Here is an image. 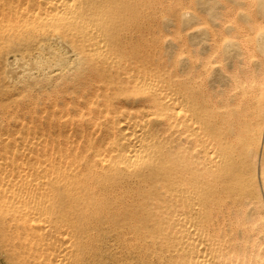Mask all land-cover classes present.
<instances>
[{
    "label": "bare ground",
    "instance_id": "obj_1",
    "mask_svg": "<svg viewBox=\"0 0 264 264\" xmlns=\"http://www.w3.org/2000/svg\"><path fill=\"white\" fill-rule=\"evenodd\" d=\"M173 3L0 0L5 264H264V0Z\"/></svg>",
    "mask_w": 264,
    "mask_h": 264
},
{
    "label": "rangeland",
    "instance_id": "obj_2",
    "mask_svg": "<svg viewBox=\"0 0 264 264\" xmlns=\"http://www.w3.org/2000/svg\"><path fill=\"white\" fill-rule=\"evenodd\" d=\"M186 1L187 0L185 1L175 0V3H173L171 6H168L165 9L166 11H162V12L159 11L157 15L158 16L166 15V17L171 16L173 19V17H176V15L178 14L176 10L184 11V9H180L181 8L180 5H182L183 3L185 4ZM163 28L166 29L164 25H163ZM183 35H184V32H183ZM8 55L9 54H5L0 58V97H4V98H5V94H9V95L20 94L22 87L26 85V83H24V80H19L21 82L16 83L15 80L9 79L7 75L8 61L6 59ZM30 77L31 78H27L26 80L33 81L29 83V86L32 87L30 88V90L33 91L34 93H37V91L39 93H42V91L50 90L51 85L49 83H44L45 81L43 80V77H40L39 72L36 69L32 71V74ZM27 93L28 92H26V94ZM0 264H5L4 258L2 257L1 254H0Z\"/></svg>",
    "mask_w": 264,
    "mask_h": 264
}]
</instances>
